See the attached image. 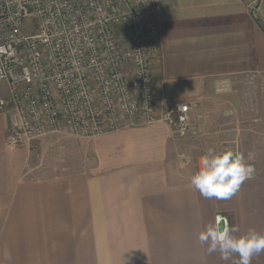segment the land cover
<instances>
[{
    "label": "crops",
    "instance_id": "crops-1",
    "mask_svg": "<svg viewBox=\"0 0 264 264\" xmlns=\"http://www.w3.org/2000/svg\"><path fill=\"white\" fill-rule=\"evenodd\" d=\"M257 2L255 16L248 0H160L158 109L193 104L185 138L165 122L73 147L61 138L72 158L43 170L32 144L8 145L11 115L0 113V264H234L237 255L208 254L198 233L222 215L236 236L264 234V0ZM8 92L0 81V97ZM209 149L253 154L251 178L231 199H205L190 184ZM252 264H264V253Z\"/></svg>",
    "mask_w": 264,
    "mask_h": 264
},
{
    "label": "built area",
    "instance_id": "built-area-1",
    "mask_svg": "<svg viewBox=\"0 0 264 264\" xmlns=\"http://www.w3.org/2000/svg\"><path fill=\"white\" fill-rule=\"evenodd\" d=\"M248 7L258 16L257 0ZM159 8L160 0H0L8 145L64 132L90 139L155 122L187 137L191 102L158 109Z\"/></svg>",
    "mask_w": 264,
    "mask_h": 264
},
{
    "label": "clouds",
    "instance_id": "clouds-1",
    "mask_svg": "<svg viewBox=\"0 0 264 264\" xmlns=\"http://www.w3.org/2000/svg\"><path fill=\"white\" fill-rule=\"evenodd\" d=\"M252 159V153L245 156L235 150L209 149L200 159L199 171L190 177V184L205 199H231L251 178L254 166L249 161ZM238 231L237 226L217 216L198 233V240L201 245H207L208 254L218 252L223 261L237 255L239 259L234 264H252L254 256L264 253V234L253 228L243 235H234Z\"/></svg>",
    "mask_w": 264,
    "mask_h": 264
},
{
    "label": "rangeland",
    "instance_id": "rangeland-1",
    "mask_svg": "<svg viewBox=\"0 0 264 264\" xmlns=\"http://www.w3.org/2000/svg\"><path fill=\"white\" fill-rule=\"evenodd\" d=\"M216 113L211 112L209 116L215 115ZM66 138L63 141H66L68 144L71 143V147H73L72 143L77 142L81 140V138L70 135L68 133H58V134H51L48 135L42 139H39L32 143L31 152L34 155V162L37 164L39 161L42 164V169H49L50 166L57 163V160L59 161L60 157L63 155L66 159V156L68 158H72L71 153H66V150L64 149V146L59 144V139ZM84 139V138H82ZM87 139V138H85ZM64 152V154H63ZM76 157V156H75ZM74 157V158H75Z\"/></svg>",
    "mask_w": 264,
    "mask_h": 264
},
{
    "label": "water",
    "instance_id": "water-1",
    "mask_svg": "<svg viewBox=\"0 0 264 264\" xmlns=\"http://www.w3.org/2000/svg\"><path fill=\"white\" fill-rule=\"evenodd\" d=\"M202 156H199L198 160H197V165H198V171H199V167H200V159Z\"/></svg>",
    "mask_w": 264,
    "mask_h": 264
}]
</instances>
